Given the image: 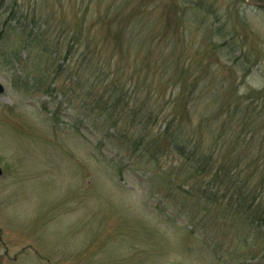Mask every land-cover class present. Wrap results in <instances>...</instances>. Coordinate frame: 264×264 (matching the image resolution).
Returning a JSON list of instances; mask_svg holds the SVG:
<instances>
[{"label": "rangeland", "instance_id": "rangeland-1", "mask_svg": "<svg viewBox=\"0 0 264 264\" xmlns=\"http://www.w3.org/2000/svg\"><path fill=\"white\" fill-rule=\"evenodd\" d=\"M69 2H20L24 12L33 16L36 6V16L50 20L27 49L26 35L6 24L12 3L0 8V264H264L262 244L254 234L245 240L225 204L195 203L206 180L174 155L150 160L78 96L47 95L53 85L46 68L57 67L47 43L63 54L82 12L81 0L77 9ZM113 3L116 40L126 24L131 33L140 24V39L159 43L161 67L151 54L147 72L179 80H164L167 93L191 91L195 77L204 76L231 104L264 110V8L245 0ZM108 6L101 0L99 9ZM66 77L60 85L69 83ZM255 120L262 136L264 116ZM246 123L244 141L251 136ZM255 148L252 158L264 152Z\"/></svg>", "mask_w": 264, "mask_h": 264}, {"label": "trees", "instance_id": "trees-1", "mask_svg": "<svg viewBox=\"0 0 264 264\" xmlns=\"http://www.w3.org/2000/svg\"><path fill=\"white\" fill-rule=\"evenodd\" d=\"M21 1L0 0V8L12 3L11 8L7 7L6 24L26 35L23 46L27 49L29 44L39 42L33 40L46 34L50 20L42 14L37 17L36 6L30 7L33 16L30 11L24 12ZM78 2L70 0L69 7L77 9ZM113 2L109 0V6L101 11V0H81V16L72 25L64 53H60L58 44L47 43L57 62L52 71L46 68L50 72L46 78L53 85L50 89L47 86V95L52 97L56 90L63 96H78L88 110L96 112L98 121L117 132L118 137L132 136L133 146L141 148L150 160L161 153L174 155L193 176L206 180L203 187H197L195 203L199 207L225 204L224 214L241 221L245 240L254 234L253 239L262 244L263 256L264 152L254 158L251 153L257 148L255 145L264 146V132L262 136L257 134L254 124L255 119L264 116V110L256 111L251 106L245 109L240 102L231 104L222 98L220 88H208L210 82L204 76L195 77L191 91L176 87L167 93L161 87L164 80L173 85L179 80L165 72H147L151 54H157V71L161 67L163 53H157L159 43L143 42L140 24L134 33L128 32V24H123V30L118 32L122 39L117 33L120 41L116 40L112 30L116 15L110 10ZM219 48L223 50L224 46ZM62 73H68L66 85H60ZM244 119L251 130L245 141L241 124ZM255 136L260 138L256 140Z\"/></svg>", "mask_w": 264, "mask_h": 264}, {"label": "water", "instance_id": "water-1", "mask_svg": "<svg viewBox=\"0 0 264 264\" xmlns=\"http://www.w3.org/2000/svg\"><path fill=\"white\" fill-rule=\"evenodd\" d=\"M246 3L251 6L255 7H264V0H246ZM3 85L0 83V93H3L4 91ZM1 174V170H0Z\"/></svg>", "mask_w": 264, "mask_h": 264}]
</instances>
